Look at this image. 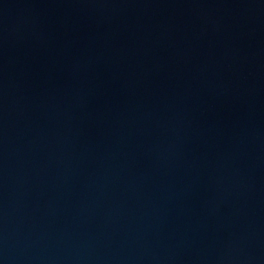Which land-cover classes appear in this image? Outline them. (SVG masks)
I'll return each instance as SVG.
<instances>
[{"label":"water","instance_id":"1","mask_svg":"<svg viewBox=\"0 0 264 264\" xmlns=\"http://www.w3.org/2000/svg\"><path fill=\"white\" fill-rule=\"evenodd\" d=\"M0 264H264V0H0Z\"/></svg>","mask_w":264,"mask_h":264}]
</instances>
